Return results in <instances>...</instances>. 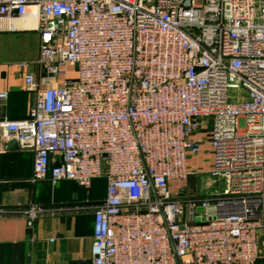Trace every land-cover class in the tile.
<instances>
[{"label":"built area","instance_id":"2783aa9c","mask_svg":"<svg viewBox=\"0 0 264 264\" xmlns=\"http://www.w3.org/2000/svg\"><path fill=\"white\" fill-rule=\"evenodd\" d=\"M0 22L45 70L3 149L32 182L105 179L93 264H264V0H0ZM204 145L224 186L190 195Z\"/></svg>","mask_w":264,"mask_h":264},{"label":"crops","instance_id":"0c3cea01","mask_svg":"<svg viewBox=\"0 0 264 264\" xmlns=\"http://www.w3.org/2000/svg\"><path fill=\"white\" fill-rule=\"evenodd\" d=\"M39 45L37 32L7 31L0 22V93L7 95L0 100V120L28 117L37 93L24 89V76L31 72L40 82L45 75ZM3 147L0 131V264H93V207L105 199V179H94L89 188L68 180L32 182L33 153L13 143ZM199 158L190 167H200ZM32 205L42 211L30 226Z\"/></svg>","mask_w":264,"mask_h":264},{"label":"rangeland","instance_id":"374dc122","mask_svg":"<svg viewBox=\"0 0 264 264\" xmlns=\"http://www.w3.org/2000/svg\"><path fill=\"white\" fill-rule=\"evenodd\" d=\"M210 153L207 147L203 146L199 163L200 174L191 176L186 183V191L190 195L215 194L223 189V181L211 178L207 173L210 168Z\"/></svg>","mask_w":264,"mask_h":264},{"label":"bare ground","instance_id":"6f19581e","mask_svg":"<svg viewBox=\"0 0 264 264\" xmlns=\"http://www.w3.org/2000/svg\"><path fill=\"white\" fill-rule=\"evenodd\" d=\"M28 24H30V25H34V21L30 19V20L28 21Z\"/></svg>","mask_w":264,"mask_h":264}]
</instances>
